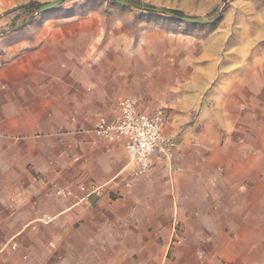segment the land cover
I'll use <instances>...</instances> for the list:
<instances>
[{
    "label": "crops",
    "instance_id": "obj_1",
    "mask_svg": "<svg viewBox=\"0 0 264 264\" xmlns=\"http://www.w3.org/2000/svg\"><path fill=\"white\" fill-rule=\"evenodd\" d=\"M49 1L0 0V9ZM74 3L73 14L55 8L0 36V264H264V111L256 123L239 114L224 142L163 128L162 147L176 135L174 146L151 154L131 193L120 185L115 194L127 155L94 128L112 118L129 72V85L141 86L132 72L142 38L115 37L89 9L102 0ZM218 17L210 25L223 27L200 54L216 56L212 81L228 68L240 102H264V58L241 61L264 47V0H227ZM228 36L236 62L223 68Z\"/></svg>",
    "mask_w": 264,
    "mask_h": 264
},
{
    "label": "rangeland",
    "instance_id": "obj_2",
    "mask_svg": "<svg viewBox=\"0 0 264 264\" xmlns=\"http://www.w3.org/2000/svg\"><path fill=\"white\" fill-rule=\"evenodd\" d=\"M138 1L141 5L155 6L150 4L154 0ZM163 1L168 5L157 7L179 10L185 16L205 19H219L218 13L222 12L226 5L222 7L221 0ZM74 2L75 0H66L52 13L60 14L64 9L63 15L73 14V10L76 9ZM102 2L100 6H92L89 9L94 10L95 14L97 12L105 16L102 23L107 26L108 30L117 33L115 37L123 32H132L135 35L140 32L142 38L141 57L138 64L140 69L132 72V77L141 80V86L129 85L127 81L131 77V72H129V76H125L123 91L110 102L108 107L112 109L119 100L135 97L140 111L151 112L157 108L164 111L163 128L166 127V131L173 129L185 131L189 127H195L198 129V137L215 142H224L226 136L239 127V123L243 119L238 118L239 114L241 116L249 114L248 116H250L253 112L255 114L253 123L259 120L261 115L257 114L264 111V102H240L239 97L235 96L238 89L230 87V84H233L231 81L237 77L235 72H230L227 68L219 72L217 79L212 81L215 71L206 67L216 61V56L211 53V55H205L203 59L200 55L204 50L209 51L208 47L212 42L211 36L221 27L222 22L215 23V25H192L171 19L163 14L145 12L136 8L126 9L110 0H102ZM35 9V6L24 7L0 21V36H6L10 31L9 28L29 20L31 17L42 15H36ZM6 10L0 9V14ZM147 31L150 32L147 33ZM113 39L116 42L117 39ZM230 40V36L222 40V52L224 53L220 54L222 59L220 63L223 68L227 66L228 62H236L234 61L235 56L231 61L230 56L225 53L226 49L231 46ZM145 43L153 44L150 46V54L143 48ZM256 49L257 54L249 53L247 57L243 56L241 61L250 62L255 57L264 58L259 54L264 51V47H256ZM148 66L151 67V71L146 68ZM201 68L205 71H201ZM109 74L113 75V72L109 71ZM202 75H205V78ZM197 77H201L203 81L197 82ZM204 83L206 84L204 85ZM262 89L264 90V87ZM263 96L264 94L257 98L264 99ZM171 138L174 139L173 143L175 144L178 137L172 135Z\"/></svg>",
    "mask_w": 264,
    "mask_h": 264
},
{
    "label": "built area",
    "instance_id": "obj_3",
    "mask_svg": "<svg viewBox=\"0 0 264 264\" xmlns=\"http://www.w3.org/2000/svg\"><path fill=\"white\" fill-rule=\"evenodd\" d=\"M164 121L161 108L151 112L140 111L135 97L119 100L113 109L112 118L97 117L95 133L110 143H121L128 159L125 168L127 173L118 174L112 179L115 194H122V190L131 193L133 180L150 170L151 154L157 149L168 152L174 146L173 142H168L166 147H162ZM120 185L123 186L122 190ZM56 194L67 196L71 191L58 189ZM12 248H15L14 243Z\"/></svg>",
    "mask_w": 264,
    "mask_h": 264
},
{
    "label": "water",
    "instance_id": "obj_4",
    "mask_svg": "<svg viewBox=\"0 0 264 264\" xmlns=\"http://www.w3.org/2000/svg\"><path fill=\"white\" fill-rule=\"evenodd\" d=\"M64 1H66V0H51V1L46 2V3L27 2L24 4L16 5L10 9L4 11L2 14H0V18L4 17L5 15L14 13V12L18 11L19 9H22V8L29 6V5H32V4H34V6L36 7V9H35L36 15L44 14V13H47V12L57 8ZM110 1H112L113 3H115L119 6L126 7V8H136V9H139V10H142L145 12L163 14V15H166L168 17H172V18H175L177 20H180L182 22H186V23H189L192 25H210L216 21V18L205 19V18H199V17H189V16H185V15L177 16L172 12V10L165 9L162 7H157V6H145V5H141L139 3L130 1V0H110ZM221 2H222V7H223L226 4V0H221ZM219 14H220V12L218 13V16H219ZM29 23H30V19L25 20L24 22L9 28V30L10 31L20 30L21 28L25 27Z\"/></svg>",
    "mask_w": 264,
    "mask_h": 264
},
{
    "label": "trees",
    "instance_id": "obj_5",
    "mask_svg": "<svg viewBox=\"0 0 264 264\" xmlns=\"http://www.w3.org/2000/svg\"><path fill=\"white\" fill-rule=\"evenodd\" d=\"M133 2H138L137 0H132ZM172 12L177 16H183V13L179 10H172ZM151 13V12H150Z\"/></svg>",
    "mask_w": 264,
    "mask_h": 264
},
{
    "label": "flooded vegetation",
    "instance_id": "obj_6",
    "mask_svg": "<svg viewBox=\"0 0 264 264\" xmlns=\"http://www.w3.org/2000/svg\"><path fill=\"white\" fill-rule=\"evenodd\" d=\"M29 6H34V4H32V5H29ZM31 18H33V17H31ZM31 18H29V19H31Z\"/></svg>",
    "mask_w": 264,
    "mask_h": 264
},
{
    "label": "bare ground",
    "instance_id": "obj_7",
    "mask_svg": "<svg viewBox=\"0 0 264 264\" xmlns=\"http://www.w3.org/2000/svg\"><path fill=\"white\" fill-rule=\"evenodd\" d=\"M122 7V6H121Z\"/></svg>",
    "mask_w": 264,
    "mask_h": 264
}]
</instances>
